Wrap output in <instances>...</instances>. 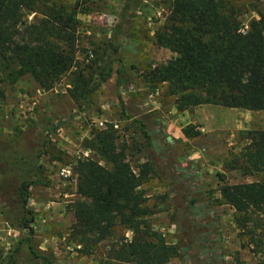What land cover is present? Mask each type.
<instances>
[{"label":"rangeland","instance_id":"374dc122","mask_svg":"<svg viewBox=\"0 0 264 264\" xmlns=\"http://www.w3.org/2000/svg\"><path fill=\"white\" fill-rule=\"evenodd\" d=\"M86 1L87 14H77L75 65L91 87L98 81L110 29L125 0ZM170 1L142 0L118 37L123 84L117 85L119 66L113 64L111 77L92 94L89 106L83 97L70 98V74L48 91L28 76L4 86L5 98L0 100V264H110L109 246L131 238L130 231L116 225L108 240L84 254L70 237L74 218L69 206L79 199L73 165L79 157L100 161L85 143L96 131L106 129L113 130L135 172L145 163L152 168L140 189L151 211L147 222L167 243L178 247V255L166 264H190L191 251L198 258L193 262L206 263L202 253L211 247L220 249L223 264H259L261 253L247 248L233 222L235 211L221 201L218 189L222 179L228 184L249 183L263 175L227 170L225 163L248 143L247 133L264 130V111L205 104L179 112L164 84L150 92V71L172 56L153 44ZM232 2L242 25L258 18V13L264 15V0ZM41 18L39 13L25 12L23 21L38 24ZM187 125L199 131L198 136L185 137L182 129ZM67 168L71 172L64 178L60 173ZM22 186L29 192L25 204ZM191 198L197 205L193 209Z\"/></svg>","mask_w":264,"mask_h":264},{"label":"trees","instance_id":"16d2710c","mask_svg":"<svg viewBox=\"0 0 264 264\" xmlns=\"http://www.w3.org/2000/svg\"><path fill=\"white\" fill-rule=\"evenodd\" d=\"M141 2L124 1L118 21L110 29L98 81L89 87L83 71L75 65L77 14H87L86 0H75L73 5L52 0H0V100L5 98L4 86L25 76L48 91L70 74V98L78 101L83 97L89 106L92 94L111 77L113 64L119 66L117 85L123 84L118 37ZM25 12L39 13L42 18L38 24H25ZM243 26L232 0H171L168 15L154 32L153 44L172 56L150 71V92L164 84L166 93L175 97L179 112L205 104L264 111V15L258 13L244 32ZM182 133L194 138L199 131L187 125ZM115 138L111 129L96 131L85 147L101 162L79 157L73 165L79 199L69 206L74 218L70 237L82 253L90 254L119 225L130 231L131 238L109 246L110 264H166L178 255V247L167 243L147 222L151 211L140 189L152 168L145 163L135 172ZM246 139L248 143L240 152L226 160L227 170L263 175L249 183L228 184L222 179L218 193L221 201L234 209L233 222L247 248L260 252L259 264H264V130L249 132ZM22 188L25 204L29 192L27 186ZM189 203L191 209L197 206L193 198ZM202 254L208 263L193 262L192 251L189 263L223 264L219 248H208Z\"/></svg>","mask_w":264,"mask_h":264},{"label":"built area","instance_id":"2783aa9c","mask_svg":"<svg viewBox=\"0 0 264 264\" xmlns=\"http://www.w3.org/2000/svg\"><path fill=\"white\" fill-rule=\"evenodd\" d=\"M246 28H247L246 25H244V26H243V29H241V31L244 32V30H245ZM70 172H71L70 169L67 168V169H62L60 174H61L62 177H64V178H68L69 175H70Z\"/></svg>","mask_w":264,"mask_h":264},{"label":"water","instance_id":"95a60500","mask_svg":"<svg viewBox=\"0 0 264 264\" xmlns=\"http://www.w3.org/2000/svg\"><path fill=\"white\" fill-rule=\"evenodd\" d=\"M167 140H168V141H171V140H170V137H167Z\"/></svg>","mask_w":264,"mask_h":264}]
</instances>
